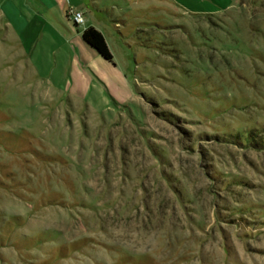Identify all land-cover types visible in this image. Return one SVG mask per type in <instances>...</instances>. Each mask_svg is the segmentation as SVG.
I'll return each mask as SVG.
<instances>
[{"label": "rangeland", "instance_id": "374dc122", "mask_svg": "<svg viewBox=\"0 0 264 264\" xmlns=\"http://www.w3.org/2000/svg\"><path fill=\"white\" fill-rule=\"evenodd\" d=\"M160 6L85 76L0 18V264H264V0Z\"/></svg>", "mask_w": 264, "mask_h": 264}, {"label": "crops", "instance_id": "0c3cea01", "mask_svg": "<svg viewBox=\"0 0 264 264\" xmlns=\"http://www.w3.org/2000/svg\"><path fill=\"white\" fill-rule=\"evenodd\" d=\"M159 1L160 5L166 3V0ZM158 3V0H0V18L6 20L9 28L23 35L32 34V28L40 23L44 24L46 19L58 21L67 31L66 37H69L59 53L66 61L72 62L78 74L84 75V66L76 58V51L83 53L87 49L94 53L98 62L105 61L83 38L79 41V36L87 28L93 27L102 33L114 54L109 41L112 34L124 45L128 35L132 37L141 26L156 24L152 23L157 21V15L153 11L167 10V6H160ZM70 9L83 14L82 25H76L69 17Z\"/></svg>", "mask_w": 264, "mask_h": 264}, {"label": "trees", "instance_id": "16d2710c", "mask_svg": "<svg viewBox=\"0 0 264 264\" xmlns=\"http://www.w3.org/2000/svg\"><path fill=\"white\" fill-rule=\"evenodd\" d=\"M83 41L93 49L102 59L105 61L114 64V57L110 51L108 44L105 40V37L102 33L97 31L95 28H87L82 33Z\"/></svg>", "mask_w": 264, "mask_h": 264}, {"label": "built area", "instance_id": "2783aa9c", "mask_svg": "<svg viewBox=\"0 0 264 264\" xmlns=\"http://www.w3.org/2000/svg\"><path fill=\"white\" fill-rule=\"evenodd\" d=\"M69 17L74 21V23L76 25H80L83 23L84 18H83V14L81 12H78L74 9H70L68 11Z\"/></svg>", "mask_w": 264, "mask_h": 264}]
</instances>
